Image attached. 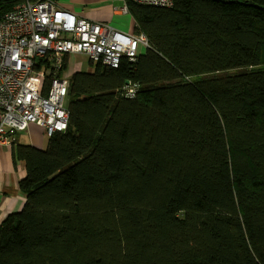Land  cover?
<instances>
[{
  "label": "trees",
  "instance_id": "1",
  "mask_svg": "<svg viewBox=\"0 0 264 264\" xmlns=\"http://www.w3.org/2000/svg\"><path fill=\"white\" fill-rule=\"evenodd\" d=\"M127 8L148 48L77 69L67 130L14 150L0 264H264V0Z\"/></svg>",
  "mask_w": 264,
  "mask_h": 264
},
{
  "label": "built area",
  "instance_id": "2",
  "mask_svg": "<svg viewBox=\"0 0 264 264\" xmlns=\"http://www.w3.org/2000/svg\"><path fill=\"white\" fill-rule=\"evenodd\" d=\"M170 9L174 0H122ZM148 48L144 35H129L59 7L55 0H25L0 7V143L30 124L50 138L67 130L70 78L66 60L82 55L116 69ZM132 91L130 92V94Z\"/></svg>",
  "mask_w": 264,
  "mask_h": 264
},
{
  "label": "crops",
  "instance_id": "3",
  "mask_svg": "<svg viewBox=\"0 0 264 264\" xmlns=\"http://www.w3.org/2000/svg\"><path fill=\"white\" fill-rule=\"evenodd\" d=\"M55 1L61 9L79 17L91 22L105 23L119 32L135 35V19L129 12H123L122 0ZM69 58L66 60L67 68ZM82 68L85 67H76L72 70L71 76L77 69ZM23 132L27 134L17 132L11 136L8 143H0V226L8 215L19 212L25 203V196L19 187L21 179L26 175L25 167L15 155L14 150L19 145H32L37 149H44L47 145V137L40 127L30 124Z\"/></svg>",
  "mask_w": 264,
  "mask_h": 264
},
{
  "label": "rangeland",
  "instance_id": "4",
  "mask_svg": "<svg viewBox=\"0 0 264 264\" xmlns=\"http://www.w3.org/2000/svg\"><path fill=\"white\" fill-rule=\"evenodd\" d=\"M68 61H69V66L66 71V74L68 73V76H71L72 70H74L76 67H87V68L90 67L89 59L86 56H82V55L71 56ZM96 64L97 63H95L94 65ZM21 134L26 135L27 132H22ZM47 140H46V143H47Z\"/></svg>",
  "mask_w": 264,
  "mask_h": 264
}]
</instances>
